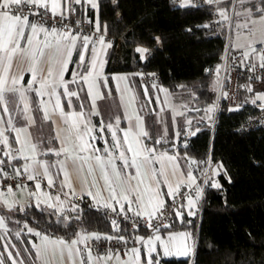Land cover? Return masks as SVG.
<instances>
[{"label": "snow or ice", "instance_id": "snow-or-ice-1", "mask_svg": "<svg viewBox=\"0 0 264 264\" xmlns=\"http://www.w3.org/2000/svg\"><path fill=\"white\" fill-rule=\"evenodd\" d=\"M115 3V0H113ZM209 5H217L218 16L220 20L218 23L231 22V17L228 14L229 7H235L232 0H205ZM242 11L235 12L236 16H244L245 22L243 24L237 23L236 27H247L248 23H256L257 19L264 23V0H236ZM87 3L93 10L92 19L88 20L89 24H94V32L90 35L85 33L84 29H79L75 34L71 31V25L68 23L72 14L77 10L74 5H83ZM173 4L178 5L180 8H193L198 7L195 0H172ZM224 4L223 8L219 6ZM57 7H61V12L57 13ZM118 7V5H117ZM31 17H37L38 19L32 20ZM80 21H75L73 24L79 25ZM59 26V27H58ZM203 27H208L204 25ZM108 31L107 24H101L100 21V2L99 0H61L58 4L56 0H0V105H3V115H0V181H6L8 177V170H11L15 177L21 176V168L23 173L26 174L28 181H37L35 183V189L41 190L42 185L39 182L41 178L47 179V188L57 189V194L53 197L47 195L46 200H41L37 197L35 201V208L42 214L48 211L49 216H55L56 220L53 223L66 229H74L75 225L81 222L80 205L75 203L74 199L79 190L81 200L85 196L91 197L93 201H96V205H90L99 210V202L97 197L101 196L103 191H107L108 195L103 197L105 203L103 207L111 210L121 216L124 221L131 222V228L133 232H136L141 225L140 219H144L145 223L143 227L147 230H151L152 235L147 239L144 237H138L137 242L146 247V260L140 261L141 249L135 247L130 249L131 255L135 258L136 264H160L156 256L162 254L165 257L170 256H182L189 257L191 249L188 245L190 234L185 232L171 233L167 237L162 235V230H168L173 227V224L169 222L171 217L173 220L184 222V216L196 215L195 204L203 194V189L200 186L194 188L195 196L190 192L185 194L180 191L181 186L190 187L195 184V177L192 175L191 170L184 174H178V156L167 155L166 152L157 155L156 148L148 147L141 142V138L147 140H153L154 145L159 144H171L172 148L176 147V140L184 135L186 138L190 136H196L201 131L200 127L192 129V121H185V128L183 131L176 129L175 117H173V139H169V128L161 119H157L154 124L149 125V130L140 127L144 123V118L137 114L136 127H139V131L136 133L135 143L137 147L133 148L132 143L129 141V133L124 132L123 143L127 144V149L123 148V145L117 139L116 133H113V147L119 152L118 157H114L113 153L109 151L108 147H105L104 153L107 159L99 154L89 155L84 157L77 152L72 154L65 145L67 139L61 140L60 128L56 118V110L59 109V117L63 120V125L68 130L76 128V121L83 115V113H70L66 114L61 105L60 94L57 93L58 88H63L62 95L68 98L69 104H71V98L76 97L79 99L77 91L69 89L68 84L63 81V73L67 68V64L72 55V48L75 46L78 38L81 39V48L84 50L79 55L80 63L85 61V55L89 51L90 44L91 55L94 58L90 64L91 67H95L96 64V48L95 44L99 43L102 46L101 50L110 48L111 42L105 45V36ZM187 31H191L188 29ZM30 33V34H28ZM54 38L53 42L48 40V37ZM33 37L37 38V49L31 51L24 49L21 46V41H26L27 45H33ZM153 39L157 44L161 43V37L155 36ZM42 40V43H41ZM264 45V41H260ZM49 50L48 55L50 59H55L58 65L57 76L59 80L53 78L49 81L48 77H52V69H47L46 75H41L37 78V71L43 72L39 69V60L45 56V50ZM250 51H245L237 61L236 67L246 70L249 74L247 76V83L240 85L246 92L253 93L251 99L252 104H256L260 101L259 107L264 110V91H256L253 87V81L258 84L264 85V52L257 53L252 45H249ZM150 49L144 46H138L135 48V52L139 54L141 61L148 59ZM258 56V62L254 61L252 57ZM15 67V72L13 68ZM257 68L261 69V74L257 75ZM25 70L32 72V81L24 87L21 85L22 75ZM220 67L215 69L216 73L220 72ZM208 71V70H206ZM137 75L143 76V73H137ZM155 76V74H150ZM84 81L88 83V95L92 96L91 115H99V111L96 110V100H103L105 97L102 93L97 92L93 96V89L96 88L97 82L95 80L89 81L88 77H82ZM113 79L117 81H124L127 79L125 76H115ZM77 77L73 76L71 83H76ZM39 84V87H34L35 84ZM104 86L107 85V79L103 81ZM153 87H157L155 84ZM223 84L217 75L216 83L213 85V90H219L220 98L228 99V94L223 90ZM158 91L166 92V89L162 87L158 88ZM29 92H35L40 97V104L37 108L33 109L28 101L27 94ZM145 95H147V89H145ZM47 96V100H45ZM55 97V102L52 106V112L50 113L47 108V104L52 103V99ZM240 105L230 107L228 111H239ZM83 108V105H81ZM218 109V104H212L204 109L205 116L209 125L214 123L213 116L210 115ZM43 112L42 120L44 122L51 121L53 125H56L57 132L53 137L48 138V145H52L54 140H59L61 147L56 149L53 146L41 148L44 143L45 137L41 135L32 142L26 139L23 143L20 141L21 133H26V128L36 123V120L32 116V112ZM199 111V109H197ZM7 115V119L4 118ZM23 119L24 124L17 127L16 122ZM202 120L204 117L201 118ZM71 122V123H70ZM116 125H119V117L115 118ZM264 124V120L261 121ZM157 125H162V129ZM43 128V124L41 125ZM107 129H112L113 124L101 123L100 131L103 132ZM91 131V129H88ZM248 129L241 125L237 129L238 133H244ZM15 133L12 137L11 134ZM30 135V134H27ZM82 139V137H81ZM91 139H96L95 136ZM24 143L31 144V151L33 153L40 151L41 156H48L50 154L56 157L64 155L63 159H58L53 163H48L44 160H37L34 156L23 155ZM107 144L108 142L105 141ZM19 144V147L14 145ZM187 147V140L183 145ZM86 150V147H82L81 151ZM94 153H99V149H93ZM126 152L131 153V158L126 155ZM147 153V155H146ZM94 159L95 163L91 161ZM116 159L121 162V166H117ZM189 165L196 163H204L210 165V160L197 162L188 158ZM22 161V163H20ZM167 161V163L165 162ZM159 163L160 168L157 169L155 165ZM171 164V170L167 171V165ZM87 165V167H85ZM99 168V175H97L96 169ZM56 169V177H59L60 173L63 174V178L57 183V179L54 178L51 170ZM134 169L135 172L129 171ZM224 169L222 163H217L215 169L212 171V175H219ZM204 175H207L205 169H201ZM227 175V172H224ZM89 177L92 179L89 180ZM118 182L113 183V179ZM139 177L137 180L136 178ZM160 177H164V183L167 184L168 191L163 193L160 191L159 185L161 183ZM171 177H176V182L173 184L170 182ZM230 179V178H229ZM79 181V188L73 187V181ZM100 180H103L104 184L100 186L99 190L93 191L97 187ZM136 181L133 183V181ZM147 182V183H145ZM208 183V181H205ZM145 184L143 190L140 185ZM210 187L220 188L218 181H211ZM16 188L23 190L27 187L22 183H17ZM117 187L119 191H117ZM68 190L65 192L64 189ZM7 192L11 195H15L13 192V186L7 185ZM61 193L64 199L61 198ZM30 197L37 196L36 191L29 193ZM145 196H147V203L145 202ZM167 196L171 200V204L166 206L164 197ZM110 201V202H109ZM8 211L18 210L20 212L25 211V207L21 205L18 209L13 208V204H8L7 200L4 201ZM151 205V210H149ZM131 214V215H129ZM6 218L0 216V231L3 235H0V264H24V261L17 260V257L22 253L18 249L17 244L7 239L10 229L6 224ZM19 223V221H17ZM47 223V222H46ZM39 221H37V227L29 225L28 221H25L23 227L15 232L17 240H21L23 233H27L32 237L40 239L41 243L37 244L34 241H30L31 249H35L36 259L39 260L43 256L47 257L46 264H54L55 260L59 258L62 264H105L106 261L113 259L111 252L105 253L103 256L97 255L93 261L92 257V245L91 241L97 243L101 241L111 242L116 240L117 243H123L127 245L128 237L122 234L120 224L116 219L111 220L113 231L117 235H100L98 233H85L80 229L74 231V238L69 241H65L62 238H51L47 233L38 230ZM48 227L52 224L48 223ZM83 244L82 249L80 245ZM12 250H15L13 252ZM24 251H30L25 248ZM87 252V259L84 258V253ZM155 254V255H154ZM126 264H132L131 261Z\"/></svg>", "mask_w": 264, "mask_h": 264}, {"label": "trees", "instance_id": "trees-1", "mask_svg": "<svg viewBox=\"0 0 264 264\" xmlns=\"http://www.w3.org/2000/svg\"><path fill=\"white\" fill-rule=\"evenodd\" d=\"M196 1L198 7L180 8L172 0H115V3L113 0H99L101 24H107V34L113 38L109 41L112 46L107 53L105 69L111 71L109 63L113 46L119 40L121 55L117 70L131 75L138 102L146 117L147 130L151 131L149 125L155 123L154 99L147 96L154 93V84L155 88L162 87L172 96L182 99L176 116V129L183 131L186 120L192 121L193 130L196 127L201 129L196 136L186 138L181 135L175 148L170 143L154 145L153 140L145 139L147 145L154 146L157 151L177 153L197 162L210 160V165L200 163L203 169L211 165L215 169L217 163L224 166L219 175L205 177L195 185L203 189L197 201L196 215H185L183 223L171 219L173 227L162 230L163 233L190 232L193 236L192 255H161L158 259L160 264H264V129L237 132L252 109L249 98L253 93L243 89L245 103L239 111H228L229 108L222 106L216 114H210L214 120L212 125H209L204 112L214 98V69L226 38L228 48H237L231 46L230 38L237 29L234 15L240 6L234 2L231 22L217 23V30H211L203 26L212 22L214 10L218 15L216 5H209L205 0ZM224 6L222 4L220 8ZM230 10L231 7L228 13ZM216 20L219 21L220 17ZM241 30L246 31L247 28L241 27ZM155 36L161 37V43L157 44L153 39ZM138 46L151 50L146 61H141L135 52ZM253 60L258 62L259 59ZM153 73L158 74V78L150 75ZM255 86L259 87L253 84L255 90ZM94 121L99 120L95 118ZM168 128L171 140L175 131L171 122ZM185 139L186 148L183 146ZM213 180L219 182V189L209 186ZM20 206L17 204L13 208ZM23 206L24 212L8 211L0 204V216L6 218L10 229L7 239L17 244L22 253L18 258L24 264H36L34 250L29 243L34 237L26 232L21 240L15 237V232L23 227L25 221L34 228L39 221L38 230L66 240L74 238L76 229L93 231L102 236L117 235L107 218L93 208L80 207L81 222L74 229H66L53 223L56 217L49 216L48 211L42 217L35 208V202ZM48 223L52 226L48 227ZM120 227L126 237L152 234L143 228L133 232L126 223ZM25 248L30 251H24Z\"/></svg>", "mask_w": 264, "mask_h": 264}, {"label": "crops", "instance_id": "crops-1", "mask_svg": "<svg viewBox=\"0 0 264 264\" xmlns=\"http://www.w3.org/2000/svg\"><path fill=\"white\" fill-rule=\"evenodd\" d=\"M58 4L61 3V0H56ZM236 3V0H232V3ZM49 3H51V0H49ZM222 5V4H221ZM221 5L219 7H221ZM78 8V14L79 17L84 19V20H89L94 18L93 17V10L90 8V6L87 3H84L83 5H76ZM217 7V5H216ZM232 8L230 12L228 13L229 16H232ZM61 7H57L56 11H61ZM242 11L240 8L238 12ZM260 23V26L257 27V31L254 33L255 35L252 37V32L248 29L246 31H239L234 34V39L231 42L232 47H240L244 48L245 51H250L249 45H252L255 42L258 41H264V23H261L258 19L257 22L254 24ZM94 26V24H92ZM256 25H254V28ZM30 34V33H28ZM247 39L246 41H244ZM48 40L50 42H53L54 38L52 36L48 37ZM33 45L29 46L27 45L26 41L22 40L21 46L24 49H29L31 51H36L37 49V38L33 37ZM42 43V40H41ZM81 39L78 38L76 41L75 46L72 48V55L69 59V62L67 64V68L63 73V81L68 84V87L72 91H77L79 94V99L76 97L71 98V104H69L68 98L64 97L62 95L63 93V88H58L57 93L60 94V99H61V105L63 107V110L66 114L70 113H83V115L79 118V120L76 121V128L68 130L66 126L63 125V120L62 118L59 117V109L56 110V118L58 120V123L61 125L60 128V136L61 140L67 139V144L65 147H67L69 150L72 151V154H76L79 152L80 155L84 157H88L90 154L95 155L99 154L105 159H107L106 154L104 153L105 147L109 148V151L113 153L114 157H118L119 152L117 149L113 147V139L112 135L113 133H116L117 139L120 141V143L123 145L124 149H127V144L123 143L124 139V132L127 131L129 133V141L132 143V147L135 148L137 147L135 143L136 139V133L139 131V127H136L137 121H136V116L137 114L141 115L144 118V123L140 127L145 128L147 130V121L144 113L141 110V106L138 102V97L136 95V92L134 90L132 80H131V75L127 72L119 71L117 70L120 67V55H121V48H120V42L119 40L114 43L113 46V52L110 58V63H109V69L111 71L107 72L105 69L106 61H107V53L109 48H105V50H101L102 46L99 43L95 44L96 48V64L95 67H91L90 64L92 60L94 59L91 55V47L92 45L90 44L89 46V51L85 55V61L83 63H80L79 61V55L84 51L81 48ZM108 42L105 40V45ZM49 50H45V56L39 60L38 67L39 69L43 70L37 71V78H39L42 74L46 75L47 69L51 67L52 69V77H48L49 81H51L53 78L59 80V77L57 76L58 72V65L56 64L55 59H50L48 55ZM259 53V52H257ZM253 59L258 60V56H254ZM13 72H15V67L13 68ZM73 76L77 77V82L76 83H71ZM115 76H125L127 77L126 80L124 81H117L113 79ZM82 77H88L89 81L95 80L97 82L96 88L93 89V96L97 92H100L104 95V99H97L96 100V110L99 111V115H91V104H92V96L88 95V83L82 79ZM32 72L29 70H25L22 75V80L20 81L21 85L26 87L30 81H32ZM107 79V85L104 86L103 81ZM34 87H39V84H35ZM153 92L151 96L147 95L148 98H153L154 99V109L153 114H158V117L162 120H164V123L167 124V126L173 124V119L171 115V105L172 102H174L172 95H163L162 91H158V88L152 87ZM28 101L33 109L37 108L40 104V97L36 95L35 92H29L27 94ZM45 100H47V96H45ZM55 102V97L52 99V103L47 104L48 111L51 113L52 112V106ZM81 105H83V108H81ZM3 105H0V115H3L2 109ZM174 107V106H173ZM179 113V112H178ZM175 115V123H176V116ZM33 118L36 120V123L28 126L26 128V133H21L20 135V141L23 143L26 139L31 140L32 142H35L38 137L43 135L45 137L44 143L41 145V148H46L48 146H53L56 149H59L61 147V143L59 140H54L52 142V145H48L47 140L50 137H53L56 135L57 128L56 125H53L51 121L44 122L42 120L43 117V112H37L33 111L32 113ZM119 117L120 123L119 125H116L115 123V118ZM4 118L7 119V115H4ZM98 119V122H95L94 119ZM17 124V127H20L22 124H24L23 119H20L18 121H14ZM108 124L112 123L113 128L112 129H107L103 132L100 131L101 128V123ZM71 123V122H70ZM43 124V128H41V125ZM88 129H91V131H88ZM30 134V135H27ZM12 137L15 136V133L13 132L11 134ZM95 136L96 139H91V137ZM82 137V139H81ZM105 141L108 143L106 144ZM141 142L146 144L145 139L141 138ZM16 147H19L20 145H14ZM148 147H152L147 145ZM82 147H86V150L81 151ZM93 149H99V153H94ZM166 152L167 155H177L178 156V169L177 172L178 174H184L186 176V173L190 170V165H189V160L187 157L178 155L177 153H172L168 151H157V155L160 153ZM23 155L25 156H34L37 160H44L48 163H53L58 159H63L65 154H62L61 157H56L55 155H48V156H41L40 151L38 150L37 152L33 153L31 151V144L30 143H24V151ZM126 155L131 158V153L126 152ZM147 155V153H146ZM93 164L95 163L94 159L91 161ZM116 164L117 166H121V162L116 159ZM167 163V161H165ZM22 163V161L20 162ZM87 167V165L85 166ZM157 169L160 168L159 163L155 165ZM172 165L168 164L167 165V171L171 170ZM22 170V168H21ZM97 175H99V168L96 169ZM129 171L135 172L134 169H130ZM54 178L57 179V182L59 183V180L63 178V174L60 173L59 177H56V169L51 170ZM92 178L89 177V180ZM113 183L116 184L118 183L115 178L113 177ZM137 180L139 177L136 178ZM161 180V183L159 185L160 191L163 193H166L168 191L167 184L164 183V177L159 178ZM47 180V179H46ZM136 181L134 180L133 183ZM171 183L176 182V177H171L170 178ZM147 183V182H145ZM104 184L103 180H100L97 187L93 189V191L99 190L100 186ZM35 185L33 186H27L23 190L20 188L15 191V195L9 194L7 191L3 192L0 191V204L5 206V199L7 200L8 204H13V201L16 203L14 205H25L29 204L30 202H35L37 197H39L41 200H46L47 195L55 196L56 194H50L47 192H42L41 190H36ZM73 187L79 188V181L74 180L73 181ZM145 187V184H141L140 188L143 190ZM183 187V185L181 186ZM65 188L64 190H66ZM31 191H36L37 196L30 197L29 193ZM117 191H119V188L117 187ZM79 193V190L77 191ZM47 194V195H46ZM108 195L107 191H103L101 193L100 197H97L98 202H105L103 197H106ZM88 197V196H85ZM91 198V197H89ZM147 196H145V202L147 203ZM164 200L167 201L168 197L165 196ZM110 202V201H109ZM6 207V206H5ZM198 207V202L195 204V210ZM149 210H151V205H149ZM180 232H185L190 234V239L188 240V245L191 249V254L193 251V236L190 232L188 231H175V232H166L163 233L162 235L167 237V235L171 233H180ZM85 233H95L93 231L90 232H85ZM152 234H140L137 235V237H144L147 239L149 236ZM51 237V236H50ZM51 238H57V237H51ZM69 241L70 240H66ZM37 244H40L41 241L39 238L34 237L32 240ZM80 247L83 249L84 245L81 244ZM34 254H35V249ZM14 252V250H12ZM146 249H141L140 252V261L143 262L146 260ZM155 255V254H154ZM163 255L162 250L161 254L159 256H156V259L158 260L159 257ZM97 254L92 253L93 261ZM103 256V255H100ZM36 257V255H35ZM113 259L108 260L105 262V264H126V262L131 261L132 264H136L135 258L131 255L130 250L127 252L126 256L124 258H121L119 256L113 255ZM182 257V256H178ZM84 258L87 259V252L84 253ZM17 260L20 261V259L17 257ZM47 257L42 255V258L37 260L36 259V264H46ZM54 264H62V262L57 258L54 262Z\"/></svg>", "mask_w": 264, "mask_h": 264}, {"label": "built area", "instance_id": "built-area-1", "mask_svg": "<svg viewBox=\"0 0 264 264\" xmlns=\"http://www.w3.org/2000/svg\"><path fill=\"white\" fill-rule=\"evenodd\" d=\"M197 3L200 2V0L196 1ZM74 7L76 8V12L74 14L71 15L70 20H69V24L71 25V31L73 34H75L77 31H79V29H84L85 33L87 34H92L94 32V26L92 24H89L87 20H84L82 18L79 17L78 14V8L76 5H74ZM61 11H57V13H59ZM216 18H218L217 12H215L214 10V18L212 20V22H210L208 24V29L211 30H217V23L218 21L216 20ZM31 19L34 21L36 19H38L37 17H31ZM75 21H80L79 25H75L73 24V22ZM59 27V26H58ZM113 38L106 34L105 36V40L107 42L111 41ZM252 46L255 48L256 52H264V45H262L260 43V41L255 42L252 44ZM244 53L243 48L237 47V48H228L227 45V38H226V43H225V47L223 49V52L220 56V59L217 61L216 63V67L215 69L219 66L220 67V72L216 73L215 69H214V80L216 83V78L217 75L219 76L220 81L223 84V90L225 92H227L228 94V99H224V98H220V92L219 90L215 91L214 94V98L213 101L210 103L209 106H211L212 104H218V109H220L222 106H226L227 108L230 107H234L236 105H240L241 107L244 105L245 103V99H244V93H243V88L239 87L240 85H243V82L246 80L247 81V76L249 75L247 73L246 70H242L238 67H236L237 61L239 60V58L242 56V54ZM208 70V69H207ZM261 69L257 68V72L256 74L259 75L261 74ZM158 74L155 75L156 78H158ZM253 84H258L255 81L252 82ZM258 86H255L256 91H264V85L258 84ZM253 98V94L251 95L250 99V107L252 108L249 112L248 117L240 124L245 126L248 130L249 129H254V128H262L264 129V124H261V121L264 120V110H262L259 107V104L261 103L260 101H257L256 104H252L251 103V99ZM207 106V107H209ZM240 107V108H241ZM217 109V110H218ZM217 110L214 113H211L212 115L216 114ZM202 166L200 163H196V164H191L190 166V170L192 172V175L195 177V184L190 186V187H181L180 191L185 193V194H189V192L195 196V185L198 184L201 180L205 179V177H214L212 175V171H213V166H208L206 167V171H207V175H204L201 171ZM26 174L23 173V169L21 170V176L19 177H15L14 173L11 170H8V177L6 181H0V191H7V185L11 184L13 186V192L17 191L19 188H16L15 185L17 183H22L24 185L27 186H33L35 185V183L37 181H28L26 178ZM39 182L42 185L41 191L42 192H47L50 194H57V189L56 188H52L49 189L47 188V180L46 178H41L39 180ZM58 183V182H57ZM68 189L64 190L65 192ZM61 198L64 199L63 194L61 193ZM75 203H79L80 207H87V208H93L96 209L95 207H90V205H96V201H93L92 198L89 197H84L83 200H81L80 198V194L77 192V195L75 196L74 199ZM105 202H99V210H97L98 212H100L101 214H103L108 222L111 225V220L112 219H116L118 221V223L121 225L123 223H126L128 225V227L130 229L131 228V222L130 221H124L122 219L121 216L117 215L116 213L111 212V210L105 209L103 207V204ZM168 204H171V200L168 199V201H166V206ZM131 215V214H129ZM172 218H169V222ZM139 224L141 225L140 228H143V225L145 223L144 219H140ZM112 226V225H111ZM113 227V226H112ZM149 233H151V230H147ZM137 236H133V237H128V243L127 245H124L123 243H117L116 240H112L111 242L108 241H101L99 243L95 242V241H91V245H92V253L93 254H97V255H104L105 253L111 252L112 255H116L119 256L121 258H124L127 254V252L135 247L137 249H146L145 246H142L140 243L137 242Z\"/></svg>", "mask_w": 264, "mask_h": 264}, {"label": "rangeland", "instance_id": "rangeland-1", "mask_svg": "<svg viewBox=\"0 0 264 264\" xmlns=\"http://www.w3.org/2000/svg\"><path fill=\"white\" fill-rule=\"evenodd\" d=\"M238 9L239 8H237L235 12H238ZM234 17H235V19H234L235 26H236L237 23L243 24L245 22V17L244 16H236V15H234ZM254 25H256L255 28H254ZM259 26H260V23H257V24L248 23L247 27H245V28H247L248 31L250 30V32H252V37H253L255 35L254 33L257 31V27H259ZM238 31H240V32L242 31L241 27L237 28V29H234V34L237 33ZM233 39H234V37H231L230 41L232 42ZM246 40L247 39H245L244 41H246ZM163 95L171 96L172 94H170L168 91H166V92H163ZM172 97H173L174 102H172L170 112H171L172 119H173V117H175L176 113L180 112V102L182 101V99L181 98H176L174 95ZM154 119H155V121L157 119H160L158 117V114H154ZM162 121L164 122L163 119H162ZM157 127L162 129V125H157ZM0 235H3L2 231H0Z\"/></svg>", "mask_w": 264, "mask_h": 264}]
</instances>
